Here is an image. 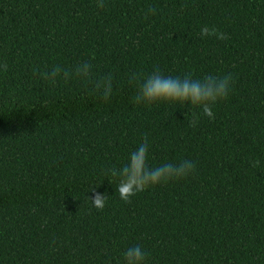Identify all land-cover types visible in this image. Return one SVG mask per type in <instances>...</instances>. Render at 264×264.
I'll return each instance as SVG.
<instances>
[{
    "label": "trees",
    "instance_id": "1",
    "mask_svg": "<svg viewBox=\"0 0 264 264\" xmlns=\"http://www.w3.org/2000/svg\"><path fill=\"white\" fill-rule=\"evenodd\" d=\"M157 70L229 92L212 118L135 103ZM141 144L149 169H195L125 202L111 170ZM133 246L264 264V0H0V264H124Z\"/></svg>",
    "mask_w": 264,
    "mask_h": 264
},
{
    "label": "clouds",
    "instance_id": "2",
    "mask_svg": "<svg viewBox=\"0 0 264 264\" xmlns=\"http://www.w3.org/2000/svg\"><path fill=\"white\" fill-rule=\"evenodd\" d=\"M103 7V3L97 4ZM215 35L218 39H226L223 33L217 34L215 29L211 31L205 27L201 29V36ZM89 65L83 64L77 67L78 75H87ZM56 75L55 72L52 73ZM135 79V77H133ZM231 76L218 78L214 75H206L199 80L191 78V74L183 79L179 77H165L157 70L151 76L144 79L139 86L135 103L143 102L150 105L158 102L189 104L202 110L209 118L213 117L212 105L227 97L230 87ZM110 93V85L106 88L104 96ZM148 148L141 144L129 157V163L120 169L113 168L111 175L119 177L117 191L121 200L127 202L129 198L138 192L146 190L149 186L177 180L191 174L195 165L190 160H183L179 165L166 163L149 169L146 165ZM258 161L253 164L257 166ZM105 197L96 194L92 204L97 209L104 207ZM124 255V264H143L146 254L139 246L129 247Z\"/></svg>",
    "mask_w": 264,
    "mask_h": 264
}]
</instances>
